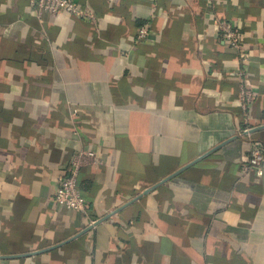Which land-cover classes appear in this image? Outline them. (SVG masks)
I'll return each instance as SVG.
<instances>
[{
	"label": "crops",
	"instance_id": "0c3cea01",
	"mask_svg": "<svg viewBox=\"0 0 264 264\" xmlns=\"http://www.w3.org/2000/svg\"><path fill=\"white\" fill-rule=\"evenodd\" d=\"M74 1L95 21L0 0V264H264V152L240 169L264 147V0ZM86 147L103 165L80 173L81 213L54 191Z\"/></svg>",
	"mask_w": 264,
	"mask_h": 264
},
{
	"label": "built area",
	"instance_id": "2783aa9c",
	"mask_svg": "<svg viewBox=\"0 0 264 264\" xmlns=\"http://www.w3.org/2000/svg\"><path fill=\"white\" fill-rule=\"evenodd\" d=\"M30 2L36 16L39 18L44 14L56 15L60 12H68L78 19L90 22L96 19V15L91 9L82 7L74 0H30ZM215 23L220 43L235 49L237 58L241 63L247 61L249 53L243 47L242 37L234 22L228 18H218L215 20ZM149 33L150 31L147 25L137 27L135 35L136 42L149 39ZM245 76L246 68H243V65L241 68L238 67L235 70L240 108L245 118L248 119L250 105L252 104L255 93L245 86ZM252 127H246L245 130L247 131ZM263 152L264 147L260 141L253 140L249 143L247 155L240 165L243 174H261L260 163ZM102 165L103 163L94 149L86 147L75 151L66 166L64 175L57 180L54 200L65 208L85 213L88 209V202L79 189L80 173L85 167H91L95 171H98ZM91 223H94V221H91Z\"/></svg>",
	"mask_w": 264,
	"mask_h": 264
},
{
	"label": "water",
	"instance_id": "95a60500",
	"mask_svg": "<svg viewBox=\"0 0 264 264\" xmlns=\"http://www.w3.org/2000/svg\"><path fill=\"white\" fill-rule=\"evenodd\" d=\"M261 127V126H260ZM177 171L170 173L169 175H167L166 177L160 179V181H158L157 183H155L154 185H151L150 187H147L143 190V193L148 192L150 189L154 188L155 186L161 184L162 182L166 181L167 179H169L170 177H172ZM100 220H102V218L97 219L94 224H96L97 222H99Z\"/></svg>",
	"mask_w": 264,
	"mask_h": 264
},
{
	"label": "trees",
	"instance_id": "16d2710c",
	"mask_svg": "<svg viewBox=\"0 0 264 264\" xmlns=\"http://www.w3.org/2000/svg\"><path fill=\"white\" fill-rule=\"evenodd\" d=\"M79 189H80V191L83 193V195L86 196V195L84 194L85 192L83 191V189H82V187H81L80 185H79ZM85 198H86V197H85Z\"/></svg>",
	"mask_w": 264,
	"mask_h": 264
}]
</instances>
